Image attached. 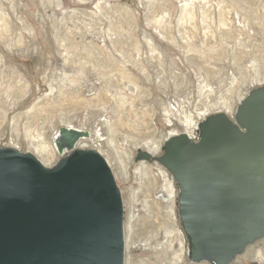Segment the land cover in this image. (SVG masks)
Segmentation results:
<instances>
[{
  "label": "rangeland",
  "instance_id": "1",
  "mask_svg": "<svg viewBox=\"0 0 264 264\" xmlns=\"http://www.w3.org/2000/svg\"><path fill=\"white\" fill-rule=\"evenodd\" d=\"M261 84L264 0H0V146L52 167L59 128L87 131L74 147L112 170L124 264H210L187 258L171 173L134 158L159 156L171 134L196 140L200 121L233 118ZM229 264H264V237Z\"/></svg>",
  "mask_w": 264,
  "mask_h": 264
},
{
  "label": "water",
  "instance_id": "2",
  "mask_svg": "<svg viewBox=\"0 0 264 264\" xmlns=\"http://www.w3.org/2000/svg\"><path fill=\"white\" fill-rule=\"evenodd\" d=\"M88 132L61 126L62 156L46 167L0 146V264H124L123 202L106 159L75 148ZM198 139L169 136L156 161L178 187V215L193 262L229 264L264 237V84L235 109L197 125Z\"/></svg>",
  "mask_w": 264,
  "mask_h": 264
},
{
  "label": "bare ground",
  "instance_id": "3",
  "mask_svg": "<svg viewBox=\"0 0 264 264\" xmlns=\"http://www.w3.org/2000/svg\"><path fill=\"white\" fill-rule=\"evenodd\" d=\"M44 156H45L46 159L49 158L48 153L46 155H44ZM164 189H165V195H166V199H167V204H168V207H169V213H173V211H174L173 205H174V198H175V185L172 182L170 177H166L164 179Z\"/></svg>",
  "mask_w": 264,
  "mask_h": 264
}]
</instances>
